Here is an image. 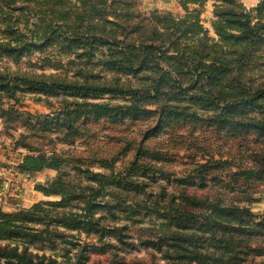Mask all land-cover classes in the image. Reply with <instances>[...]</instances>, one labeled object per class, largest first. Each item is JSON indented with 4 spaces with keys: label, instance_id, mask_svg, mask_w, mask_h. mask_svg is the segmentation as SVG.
<instances>
[{
    "label": "rangeland",
    "instance_id": "rangeland-1",
    "mask_svg": "<svg viewBox=\"0 0 264 264\" xmlns=\"http://www.w3.org/2000/svg\"><path fill=\"white\" fill-rule=\"evenodd\" d=\"M244 19L260 38L233 36ZM215 61L224 68L201 78L204 89L186 86ZM0 73L127 90L81 93L17 82L8 97L0 89V208L60 199L37 188L59 170L20 163L27 154L69 156L75 162L60 168L75 191L66 209L83 212L84 200L100 190L93 217L125 224L136 244L46 219L56 232L27 249L44 264H199L140 244V234L174 228L169 200L219 198L248 206L256 220L264 216V131L253 127L264 122V99L225 104L264 86V0H0ZM247 167L259 173L236 174ZM94 172L110 180L98 188Z\"/></svg>",
    "mask_w": 264,
    "mask_h": 264
},
{
    "label": "trees",
    "instance_id": "trees-1",
    "mask_svg": "<svg viewBox=\"0 0 264 264\" xmlns=\"http://www.w3.org/2000/svg\"><path fill=\"white\" fill-rule=\"evenodd\" d=\"M244 26V30L239 35H231L238 39L247 40L261 37L256 31L258 26L250 25L248 19H244ZM228 37L229 35L224 36L225 39ZM146 46L153 48L152 45L147 44ZM158 47H162V52L167 51L168 48L165 45H159ZM127 60L129 63L132 61L131 58H127ZM199 68L200 71L190 79L186 84L187 87H192L197 83L200 87H205V84L201 82V78L205 77L206 80H209L213 73L224 68V64L215 61ZM162 73H168V70L164 69L161 71ZM161 74L158 76L157 82L161 81ZM171 79L172 82L183 85V82H180L177 77H171ZM17 82L38 84L47 90L49 88H60L81 93H101L106 90H114L121 93L127 92L123 88L38 79L26 75L6 76L0 73V89L6 96H14ZM205 91L210 99H215L212 89L208 88ZM145 96L152 98L155 95ZM259 98L264 99V86L258 87L246 96L235 99L234 102L229 101L232 104H229V102H225V104L227 108H232L233 103L243 104ZM260 124L261 126L257 125L253 127L261 132L264 131V122ZM74 162V158L69 156H60L51 159L42 154H27L24 156L20 163V167L23 169L35 170L44 166L59 170L54 179L46 184L38 183L37 188L44 193L60 194L61 198L57 200L38 201L29 208H20L15 211H3L0 208V240L7 239L9 242H14L13 245H9V243L0 245V264H44L41 258L31 254L27 249L31 244L40 243L47 239L48 237L44 235V232H48V234L56 232V230L52 232L47 229L48 221L46 219L53 220L55 222L54 226L63 224L66 227L78 228V230L85 229L87 232L93 231L100 236L105 232H111L115 234L119 243L136 245L133 240H127L131 233L125 231V224L123 226H117L114 223H108L109 221H106L105 217H93L92 212L94 211V207H101L94 202V198L97 197L100 190L84 200V206L80 207L83 209V212L80 213L66 209L68 205L67 201L75 194V191L74 185L64 176L60 168L65 163L73 164ZM257 173H259L258 169L247 167L240 168L236 174L255 175ZM91 177L92 180H97L98 188H101L102 185L110 180L109 175L100 172L92 173ZM245 198L252 200V197L249 195ZM192 200L194 199H182L179 202L167 201L165 203L166 206H174L172 208L175 210V216L168 212L170 221L175 219L174 228L160 231V233H157V231L148 235L140 234V244L160 250L164 257L176 260L178 263L183 261L188 263L196 261L199 264H236L247 261L246 264H264V258L259 261L253 259L256 254L264 255V240L260 239L253 244L254 239H257L259 236H264L263 215L259 216L258 220H256V214L248 206L232 202L225 203L219 198L191 202ZM106 206L107 203L102 207ZM151 207L156 206H149V208ZM126 210L128 211L129 209ZM126 215L129 219L134 216L133 214ZM101 218L103 220L102 222H100ZM40 220H45L46 225L35 227L34 224L40 222ZM57 235H60V233L57 232ZM48 240L53 239L51 237ZM20 245L22 249L19 250Z\"/></svg>",
    "mask_w": 264,
    "mask_h": 264
}]
</instances>
